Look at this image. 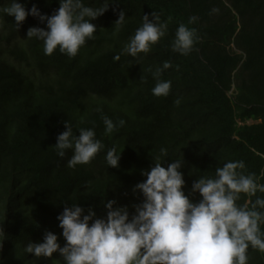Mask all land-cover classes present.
<instances>
[{"label": "trees", "instance_id": "trees-1", "mask_svg": "<svg viewBox=\"0 0 264 264\" xmlns=\"http://www.w3.org/2000/svg\"><path fill=\"white\" fill-rule=\"evenodd\" d=\"M19 2L49 16L59 8V0ZM104 2L84 0L91 7ZM10 3L0 0V8ZM122 10L125 23L117 26ZM154 11L167 22L166 35L147 54H124L143 15L151 19ZM15 23L0 12V264H64L58 253L37 259L24 248L42 242L46 231L63 246L57 216L71 204L105 217L104 203L114 199L133 213L143 197L132 189L158 157L183 159L186 194L228 161H244L245 174L264 170V0H114L73 58L58 50L45 55L42 41L27 39L30 27L46 30V22L29 15L18 29ZM181 23L198 37L188 55L172 50ZM166 61L172 67L160 78L172 88L157 97L152 73ZM103 116L126 123L105 135ZM65 121L76 135L94 128L105 145L90 163L70 168L71 151L57 155ZM113 145L122 152L115 168L105 160ZM246 199L241 194L238 203ZM248 255V264H264V253L250 247Z\"/></svg>", "mask_w": 264, "mask_h": 264}, {"label": "clouds", "instance_id": "clouds-1", "mask_svg": "<svg viewBox=\"0 0 264 264\" xmlns=\"http://www.w3.org/2000/svg\"><path fill=\"white\" fill-rule=\"evenodd\" d=\"M112 3L114 0H105L102 6L91 7L84 0H59V8L49 16L42 14L36 5L28 10L19 0H11L0 12L14 17L17 29L29 15L46 22V30L30 27L27 39L42 41L45 55L58 50L73 58L88 40L94 39L97 26L92 21L103 15ZM125 17V11H120L115 25L123 26ZM196 20L197 17H190L188 23L194 24ZM167 27V22H161L155 11L151 19L144 14L142 25L129 38L123 53L134 58L140 53L147 54L166 35ZM197 39L195 29L181 23L172 50L188 55ZM170 67L166 61L152 73L156 80L153 95L170 94L172 82L160 78ZM97 111L102 110L97 108ZM102 119L105 135L126 123L123 119L116 123L107 116ZM64 126L66 131L58 135L53 147L61 159L71 151L68 167L88 164L104 149L94 128H80L76 135L69 121ZM121 153L115 145L107 151L108 167L119 166ZM166 155L167 150L161 149V157ZM183 163L179 158L165 162L158 157L149 170L142 171L145 179L132 191L142 194L143 199L133 206V213L130 214L127 206H116L114 199L104 203L105 217H97L91 207L86 210L79 204L65 206L57 216L64 245L59 243L57 234L46 231L42 242L30 241L24 251L37 259L51 258L58 253L64 264H248L250 247L264 253L261 229L264 197L257 196L264 193V183H260L264 170L259 176L245 174L244 161H228L215 169L214 176L199 177L186 194ZM196 193L200 196L198 201L192 199ZM241 194L247 197L243 204L238 203ZM252 197H256L254 201ZM3 235L0 227V237Z\"/></svg>", "mask_w": 264, "mask_h": 264}, {"label": "rangeland", "instance_id": "rangeland-1", "mask_svg": "<svg viewBox=\"0 0 264 264\" xmlns=\"http://www.w3.org/2000/svg\"><path fill=\"white\" fill-rule=\"evenodd\" d=\"M234 49V48H233ZM236 51V49H234ZM249 124L252 123V122H248Z\"/></svg>", "mask_w": 264, "mask_h": 264}]
</instances>
